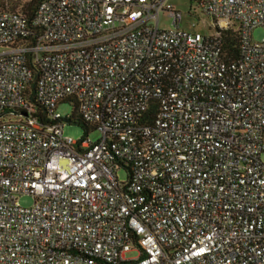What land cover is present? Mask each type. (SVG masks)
<instances>
[{
	"label": "built area",
	"instance_id": "1",
	"mask_svg": "<svg viewBox=\"0 0 264 264\" xmlns=\"http://www.w3.org/2000/svg\"><path fill=\"white\" fill-rule=\"evenodd\" d=\"M166 1L0 11V264H264V0H196L212 35ZM71 96L96 142L63 135Z\"/></svg>",
	"mask_w": 264,
	"mask_h": 264
},
{
	"label": "trees",
	"instance_id": "2",
	"mask_svg": "<svg viewBox=\"0 0 264 264\" xmlns=\"http://www.w3.org/2000/svg\"><path fill=\"white\" fill-rule=\"evenodd\" d=\"M43 1L44 0H0V11L11 12L22 17L26 22V26L32 28L34 30V33L37 34L39 33L40 29L33 27L32 22L39 5ZM239 42L240 35L236 27L228 29L220 34L219 45L222 58L225 62H234L239 58ZM35 78L36 75H33L32 81H30L31 85H33V81L35 80ZM25 96H28L27 92H25ZM29 97V101L32 104L34 111L39 114V117L43 116V118H41L42 121L44 123H51L52 121L47 118V110L41 108L35 101L33 90L32 94H30ZM61 103H70L74 105L73 113L68 117L61 118L63 124L67 123L76 125L85 130V132H89L91 130L96 131L95 126L90 125L82 119L79 112V101L76 97L71 96L69 98H66L58 103V105Z\"/></svg>",
	"mask_w": 264,
	"mask_h": 264
},
{
	"label": "rangeland",
	"instance_id": "3",
	"mask_svg": "<svg viewBox=\"0 0 264 264\" xmlns=\"http://www.w3.org/2000/svg\"><path fill=\"white\" fill-rule=\"evenodd\" d=\"M167 4L173 6V8L181 12L184 16L181 28L188 32H196L200 34L212 35L214 33L213 28H209L211 22L204 19L200 15L196 8V0H167ZM195 23V27L192 28L191 24ZM159 29L160 30H170V19L166 14H161L159 17ZM264 38V28L257 27L252 32L253 41H261ZM56 111L61 115L62 118L70 116L74 111V105L70 103H61L57 106ZM63 135L65 137H70L72 140H81L88 138L91 142H96L99 139V134L95 130L85 132L82 128L64 123ZM119 179L123 180L125 178L124 172H120ZM19 204L23 207H30L33 204V200L29 196H22L18 200ZM135 256L134 253H128L125 257L126 259H131Z\"/></svg>",
	"mask_w": 264,
	"mask_h": 264
}]
</instances>
